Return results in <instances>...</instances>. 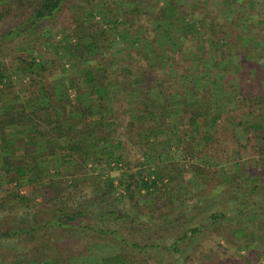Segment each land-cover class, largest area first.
<instances>
[{
  "label": "trees",
  "instance_id": "trees-1",
  "mask_svg": "<svg viewBox=\"0 0 264 264\" xmlns=\"http://www.w3.org/2000/svg\"><path fill=\"white\" fill-rule=\"evenodd\" d=\"M66 1L0 2V20L22 9L0 33V45L53 18ZM260 2L156 0L148 28L114 16L108 19L110 34L116 33L110 39L76 36L65 43L67 55L60 53L57 63L73 73L59 79L49 80L44 61L34 56L0 64V177L18 179L33 171L42 191L38 204L49 214L15 213L0 226V264H220V252L228 249L243 251L242 257L257 253L252 262H262L261 251H248L250 241L264 240ZM183 79L191 86L189 96L198 99L185 101ZM253 122L260 125L254 128ZM235 127L244 132V144ZM172 135L187 164L173 156ZM121 136L140 151L147 175L121 168ZM159 137L165 140L154 143ZM250 148L257 180L245 183L235 172L225 180L216 176L212 166L234 162ZM56 158L61 166L75 162L79 171L106 162L119 174L89 183L55 173L42 183ZM187 176L193 178L188 185L198 182V193L187 185L180 193ZM187 194L200 197L189 212L182 205L191 199ZM15 198L27 206L26 197ZM124 203L135 216L120 207ZM254 217L261 221L252 222ZM243 220L248 227H241ZM210 237L219 248L205 251L203 240ZM103 244L111 254L91 252Z\"/></svg>",
  "mask_w": 264,
  "mask_h": 264
},
{
  "label": "rangeland",
  "instance_id": "rangeland-1",
  "mask_svg": "<svg viewBox=\"0 0 264 264\" xmlns=\"http://www.w3.org/2000/svg\"><path fill=\"white\" fill-rule=\"evenodd\" d=\"M8 0H0L1 3L8 4ZM148 2V3H147ZM154 2L156 3V0H69L66 1L62 6L60 7V10L57 11L53 18L51 19H45L38 23L34 29H32L30 32H26L25 35H22L20 37H16L13 39H5L4 42L0 45V55L3 54L2 58H0V64H9V61L17 64L20 62L21 58H29V57H36L38 60H43L45 65L47 66V74L48 79H54V78H62L64 75L70 76V73L72 74V70L67 69L68 65H64L61 67L60 64L57 63V59L60 57V53L65 54V43L67 41H75L74 38L76 36H89L88 38H92V36H99L101 41H106L108 38L110 39L112 37V34L115 35L116 33L110 34L109 28H108V19L111 18V20L114 19V16L119 17V21L121 23H126L131 25L132 23L135 25H141L143 27L149 26V18L152 13L157 11L156 7H152L150 5H154ZM0 3V4H1ZM183 3H185L183 1ZM221 2L218 1L215 5L220 4ZM159 5H162V0H159ZM254 5L252 2H249L248 8L249 10H254ZM264 3L260 2L256 9L260 10L263 9L264 11ZM1 8V6H0ZM238 8V7H236ZM239 9V8H238ZM22 9L14 10L10 14V16H7L0 20V33L3 32L5 29L11 27V23L16 20L15 17L17 16ZM211 14V13H210ZM110 22V21H109ZM113 31V30H111ZM90 38V39H91ZM117 41H120L122 45L126 42L116 37ZM120 45L118 48L120 49L122 47ZM19 47H26L25 50H20ZM122 49V48H121ZM67 55V54H65ZM138 59V58H137ZM8 66V65H7ZM18 73V72H16ZM12 78H14L16 75L12 74ZM184 80V79H183ZM187 80V79H186ZM184 80V81H186ZM189 81V80H188ZM190 84L186 81V84L184 85V89L187 91V95H185V101H188L189 103L193 98L198 99L199 96L196 95L192 98L189 96L190 94ZM191 95V94H190ZM127 118H123L122 122L125 121ZM254 121L252 118H248L247 121L250 123ZM251 124V123H250ZM249 124V125H250ZM255 127H258L260 123L254 122L252 123ZM120 129V128H119ZM234 133L238 135L239 142L244 144L245 143V137H242L244 135V132L238 128H233ZM121 131V130H120ZM125 143L124 150L120 151L122 155V160L120 163L122 164L123 169L125 167L130 166L131 171H140L142 174H148L149 172V166L146 164L141 157L140 151H138L137 147L125 140V137L121 136ZM165 138L159 137L158 139L154 140V143L164 141ZM171 144L173 145L172 148V154L173 156L179 161V163L187 164V161L181 158L183 153L178 150L179 147V140L176 136H171ZM253 143V142H252ZM254 152H252V149L250 148V151L246 150L244 154H242L238 160L236 161H229V162H222L217 165H214L216 169V176L220 177L222 179H226V176L231 173L235 172L237 175L241 176V178L244 180L245 183H250L251 180L255 181L259 178L257 171L259 170V167L255 165L254 162ZM215 162V159H207L206 163L212 164V162ZM128 165V166H127ZM136 165V166H135ZM135 166V167H133ZM85 169H82L81 171L78 170L77 165H75V162L73 164H67L66 166H61L59 159L56 158V160L52 161L49 166V175L43 174L42 175V183L46 182L47 180L52 178V175L57 173L60 174L62 177H70L71 174L75 178L78 179H86L89 183H94L95 180L99 176H105L104 174L109 173L111 176H117L119 174V170L117 169H108L107 164L102 163L97 165H92L88 163ZM102 169V170H101ZM79 171V172H78ZM261 178L264 176V174H261ZM58 177V176H57ZM193 182V178L190 176H187L185 181L179 186L181 187L180 193H186V188L189 186L192 190V193H198L199 192V185L198 182L194 179V183L192 185H188L190 182ZM201 179H199V183H201ZM22 182V183H21ZM187 185V186H186ZM201 185V184H200ZM209 186H206V189L209 190ZM80 189L83 190V193H85L86 189H83L80 187ZM22 195L26 197V207L24 208L23 204L17 203L16 201H19L15 198V195ZM41 187L38 185L34 172L32 171L25 177H21L18 179H10V178H3L0 177V203H2L3 209H0V226H6L8 223L6 220L9 219V217L12 219V215L15 214V216L23 215L24 213H27L28 217H32L34 215V218H41L46 217L49 214L47 212H44V208L40 207L38 204V201H41ZM173 195V194H172ZM189 196V194H187ZM190 197V196H189ZM191 198V197H190ZM200 197H195L191 199H183L182 202L183 207L186 208V211L189 212V209L194 201L199 200ZM181 205V206H182ZM123 206L124 210H127L131 216H135L136 212L134 209H130L126 203L120 205V207ZM11 209V210H10ZM12 211V212H11ZM10 213V214H9ZM42 213V214H41ZM14 216V217H15ZM144 218L143 216H141ZM252 222L258 224V221L261 219L259 217L251 218ZM3 221V222H2ZM241 223V227H248L249 223L245 222L244 220ZM231 223L236 224L234 221ZM251 224V223H250ZM264 224V222L262 223ZM240 226V225H239ZM238 226V227H239ZM262 227V226H261ZM230 233L232 231H238L237 228H231L229 229ZM264 231V229H263ZM261 235H264V232H262ZM256 241H250V245L248 247V251H261L262 262H255L254 257L258 256V254H247L246 256H239L243 255V251L240 252L241 254H237L234 250L228 249L226 253L220 252V264H247L246 260L247 258L250 259V264H262L263 263V257H264V240H260V238H256ZM239 241V240H238ZM217 240L215 237H210L209 239L203 240L202 249H205L207 251L208 249H215L219 248L217 246ZM226 245V244H225ZM226 247V246H225ZM91 252L94 253V255L98 256H105L106 254H111L112 249H110L109 245L106 244L93 246L91 248ZM114 251V249H113ZM232 255V256H230ZM195 264H198L197 262Z\"/></svg>",
  "mask_w": 264,
  "mask_h": 264
}]
</instances>
